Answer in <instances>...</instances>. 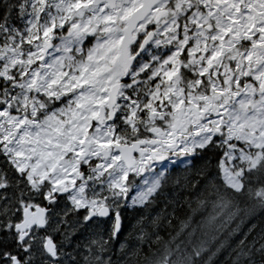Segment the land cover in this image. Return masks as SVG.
I'll return each mask as SVG.
<instances>
[{
    "label": "snow or ice",
    "instance_id": "1",
    "mask_svg": "<svg viewBox=\"0 0 264 264\" xmlns=\"http://www.w3.org/2000/svg\"><path fill=\"white\" fill-rule=\"evenodd\" d=\"M257 218L264 0H0V264H264Z\"/></svg>",
    "mask_w": 264,
    "mask_h": 264
},
{
    "label": "trees",
    "instance_id": "2",
    "mask_svg": "<svg viewBox=\"0 0 264 264\" xmlns=\"http://www.w3.org/2000/svg\"><path fill=\"white\" fill-rule=\"evenodd\" d=\"M252 223L257 225V228H256V230H255V232H257V233L259 232L260 227H261V226H264V225H262L261 220H260L259 218H257L256 220H253ZM250 226H251V225H249V227H250ZM245 230H246V229H245ZM206 239H208L209 243L211 244V237H207ZM222 261H223V257H221V264H222Z\"/></svg>",
    "mask_w": 264,
    "mask_h": 264
}]
</instances>
